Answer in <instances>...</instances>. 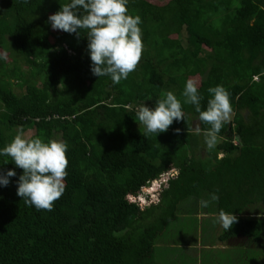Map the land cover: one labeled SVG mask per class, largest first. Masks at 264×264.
Segmentation results:
<instances>
[{"label": "trees", "instance_id": "obj_1", "mask_svg": "<svg viewBox=\"0 0 264 264\" xmlns=\"http://www.w3.org/2000/svg\"><path fill=\"white\" fill-rule=\"evenodd\" d=\"M68 2L0 0V148L18 126L30 138L59 136L68 145L65 191L51 210L24 203L16 191L23 169L0 156V173L16 172L0 187V264H161L157 241L201 199L210 201L208 213L237 217L220 242L261 241L264 0H128L129 14L141 18L143 48L135 70L116 84L91 73L87 29L70 34L47 22ZM10 48L29 71L6 68ZM190 78L201 110L209 87L229 93L233 120L212 149L209 125L181 95ZM168 91L185 120L144 135L139 106L154 107Z\"/></svg>", "mask_w": 264, "mask_h": 264}, {"label": "clouds", "instance_id": "obj_2", "mask_svg": "<svg viewBox=\"0 0 264 264\" xmlns=\"http://www.w3.org/2000/svg\"><path fill=\"white\" fill-rule=\"evenodd\" d=\"M128 0H69L59 11L50 14L47 22L53 30H63L80 35V29H87L90 71L94 76H109L116 84L134 71L142 54L141 18L129 14ZM83 13V14H82ZM5 57H0L4 59ZM211 94L205 110H201L203 97L193 79L185 82L181 95L184 103L195 106L199 120L209 125L205 133V144L212 149L218 143V135L224 124L230 120L232 107L228 91L222 85L208 88ZM144 126V135L165 132L173 121L185 120L181 101L168 91L154 107L140 105L136 113ZM177 132L180 129H176ZM68 145L61 140L43 141L41 138H26L22 126L11 142L0 148V156L11 157V161L23 173L16 182L17 195L24 203L37 210H51L53 202L65 191L64 178L67 176ZM16 176L14 169L0 173V187L10 183ZM211 194V200H218ZM210 201L201 199V208H207ZM232 212L219 210L216 223L228 230L236 222Z\"/></svg>", "mask_w": 264, "mask_h": 264}, {"label": "rangeland", "instance_id": "obj_3", "mask_svg": "<svg viewBox=\"0 0 264 264\" xmlns=\"http://www.w3.org/2000/svg\"><path fill=\"white\" fill-rule=\"evenodd\" d=\"M154 3L163 2V0H149ZM185 33L182 35V42L185 44ZM8 50L6 68L26 73L28 67L21 61H14V57L10 55L12 49ZM18 94L24 92V89L14 88ZM233 119L231 113L230 120ZM194 128L198 129L197 123ZM33 135L32 131L25 133L26 138ZM53 140H60L59 136H55ZM219 142V140H218ZM201 156L205 157V152L201 151ZM209 209V206L207 207ZM184 209V208H183ZM181 212L176 220L170 224L166 235L160 238L156 243V261L161 264H262L264 262V235L261 241L250 243L248 239L241 235L234 236L231 245L238 248H229L228 250L218 249L216 241V232L210 227V220L191 216L189 213ZM257 214L262 215L260 210ZM263 217H257L264 222ZM219 232L218 234H221ZM264 233V232H263ZM221 246V245H220ZM244 247L246 249H241Z\"/></svg>", "mask_w": 264, "mask_h": 264}, {"label": "crops", "instance_id": "obj_4", "mask_svg": "<svg viewBox=\"0 0 264 264\" xmlns=\"http://www.w3.org/2000/svg\"><path fill=\"white\" fill-rule=\"evenodd\" d=\"M219 157H222V156L220 155ZM191 212L194 213L195 217L200 218L201 220H203L205 218L208 219V220H210V224H209L210 227L212 229H214V230H217V227L216 226L218 225V223H216V215L215 214L208 213L207 210H205V208H201L200 207V204H199V201L195 203V205L193 207V210L190 211V215H192ZM242 216H245V214L242 215ZM222 229H221V231H222ZM231 241H234V239H229V240H227L225 242H220L219 241L218 242L219 245L216 246V247L218 249L221 247L220 249H223V250H226L227 248H234L233 246L236 247V245H231V243H230Z\"/></svg>", "mask_w": 264, "mask_h": 264}, {"label": "flooded vegetation", "instance_id": "obj_5", "mask_svg": "<svg viewBox=\"0 0 264 264\" xmlns=\"http://www.w3.org/2000/svg\"><path fill=\"white\" fill-rule=\"evenodd\" d=\"M247 115H248V112L246 111L245 112V117H247ZM233 120V119H232ZM231 138L233 139V144L234 145H237V141H236V139H235V135L234 134H232V136H231ZM249 213V211H246L244 214H245V216H247V214ZM244 217V216H243ZM217 230H215V232H216V241L217 242H219V237H220V234H218L219 232H221V229H222V227L218 224L217 226ZM231 239H234V238H231ZM234 248L233 249H236V248H238L237 246L235 247V246H233ZM241 249H243L244 247H240ZM229 248H227L226 250H228ZM244 249H246V248H244Z\"/></svg>", "mask_w": 264, "mask_h": 264}]
</instances>
